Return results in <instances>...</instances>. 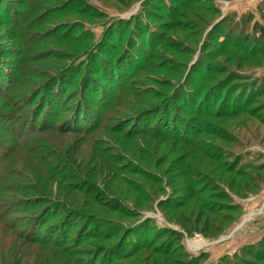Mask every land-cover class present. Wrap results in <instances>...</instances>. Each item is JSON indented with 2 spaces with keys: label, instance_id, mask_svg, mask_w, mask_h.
<instances>
[{
  "label": "rangeland",
  "instance_id": "374dc122",
  "mask_svg": "<svg viewBox=\"0 0 264 264\" xmlns=\"http://www.w3.org/2000/svg\"><path fill=\"white\" fill-rule=\"evenodd\" d=\"M0 1V264H170L175 246L235 264L241 244L259 246L264 54L246 48L264 0ZM64 66V96L88 73L114 93L90 136L56 127L69 111L28 123L29 92ZM103 72L121 73L118 86ZM35 219L62 248L28 244ZM205 219L227 227L207 238Z\"/></svg>",
  "mask_w": 264,
  "mask_h": 264
},
{
  "label": "trees",
  "instance_id": "16d2710c",
  "mask_svg": "<svg viewBox=\"0 0 264 264\" xmlns=\"http://www.w3.org/2000/svg\"><path fill=\"white\" fill-rule=\"evenodd\" d=\"M2 2L3 1H0V5ZM6 7L7 6H4V7L0 6V13H3L5 16L8 15L9 9H11L10 7L9 8H6ZM261 33H264V27L262 26L260 28V33H259L258 38L250 39V43L248 47L246 48L247 51H250V55H255L257 53L259 55L264 54V38L260 39ZM242 39H243V42H247L249 40L246 37H243ZM240 45L242 47V44ZM254 49H257V50H254ZM141 57H142V54H141ZM90 58L93 60L94 58L93 55L90 54ZM94 61L95 59L92 62ZM131 62H133V60L129 61V63ZM67 69L68 68L65 66L60 68V71H58V74L51 75V77L47 81H45L42 84V86H39L38 89H35L29 92V94H32L33 96L38 97L37 98L38 101L36 103L35 110H29L30 112L27 110L28 113H30V118H31V122H28V123L30 125L34 123L33 126L35 127L36 121L40 119V123H39L40 125H38L36 128L42 130L44 128L54 127L53 123L56 122L58 111H62V110L69 111L70 113H72V115L69 116L68 114L67 115L68 117L66 116V118H68V121H65L67 122V124L62 125V126L58 125L56 127L63 129L62 132L64 133H75V134H79L81 137L90 136L92 133H94L96 130L100 129L103 126L102 125L104 123L103 121L105 119H108L106 117H108L109 111H111L110 114H112V110H114V108H112V105L110 103L113 100L114 93H110L108 92V90L104 89L103 95H102L101 93L102 91H99L101 87L100 88L98 87L95 76L90 75L88 73V74H85V76L81 78L82 82L76 81L75 90H73V93L71 95L64 96L63 92H61V88H62V84H61L62 77L61 76H63V74L67 71ZM114 69L117 71L116 68ZM114 69H113V72H114ZM127 69L128 68L122 69V73H125ZM103 75H104L103 79L107 80L108 83H110L111 85L115 87L118 86V82H119L118 80L121 77V73L120 75L117 74V76L115 75L111 76L110 74L107 76L103 72ZM73 80L75 81L76 79H73ZM127 87H124L123 89H126ZM105 92H107L106 95H105ZM101 101L102 103H104V105L101 104ZM131 109L134 110V108L132 107ZM131 109L129 110L128 113H131L132 111ZM66 118H64L63 120H65ZM13 133H16V132H13ZM128 134L132 135L133 133L128 132ZM251 187H253L254 191L258 190L257 184L251 185ZM38 202L39 200H37V203ZM37 209L39 208H36L34 211H37ZM197 219L199 221V219L201 218L199 217ZM36 221L37 220L35 219V221L33 222L34 226L36 225L35 230L33 232H29V236H27V238L25 237L28 241V244L42 245L46 247L48 246V247H53L55 249L62 248V245L58 243L59 240L52 242V240L39 235V228H41L40 226L41 224L37 225ZM198 221L195 220L193 225L201 224ZM232 221L235 222L236 218H233V220L229 219V223H231ZM37 226H38V230L36 228ZM226 227L224 225L211 223L209 222L208 219H205L202 223L201 229H199V232L207 238L215 239L217 236L223 233ZM63 231H64V226H57V227L53 226L51 228L46 229L45 233L52 235L53 233L59 232L62 238ZM187 233L190 234V232H187ZM111 237H112L111 235L106 234L105 237H101V238L109 241ZM258 245L259 246L250 245V246L243 247L241 249L242 253H240L239 255L233 256L235 260L234 263L235 264H259L260 262H263L262 264H264V254H263L264 253L263 252L264 251V239H262ZM154 247H156L154 248L155 250H159L157 246H154ZM176 251H177V247L175 246L173 247L172 253H170L171 255L170 264H198L199 260H205L207 257V255L204 252L199 254L196 257L191 256L189 253L186 252V250L183 249L182 246H181V251L178 252L179 253L178 256H176V253H177ZM167 253L168 252L166 251L165 252L166 256H167ZM251 258H253L254 260L253 261L250 260ZM225 259H226L225 261H230V258L228 257H225ZM254 261H257V262H254Z\"/></svg>",
  "mask_w": 264,
  "mask_h": 264
},
{
  "label": "crops",
  "instance_id": "0c3cea01",
  "mask_svg": "<svg viewBox=\"0 0 264 264\" xmlns=\"http://www.w3.org/2000/svg\"><path fill=\"white\" fill-rule=\"evenodd\" d=\"M240 220V219H239ZM238 220V221H239ZM244 223V219H243V222H242V224ZM242 225L241 224H238L237 226H235L234 228H233V232L234 231H237L240 227H241ZM229 237V236H228ZM224 239V238H223ZM221 237H219V239L217 240V242H220V241H222L223 240ZM199 243V244H198ZM206 243L204 242V241H199V242H196V240L195 241H193L192 242V245L194 246V247H201L202 245H205ZM250 244H252V242L250 243ZM250 244H241L239 247H238V245H237V249L238 250H240L241 251V249L243 248V247H245V246H248V245H250Z\"/></svg>",
  "mask_w": 264,
  "mask_h": 264
}]
</instances>
